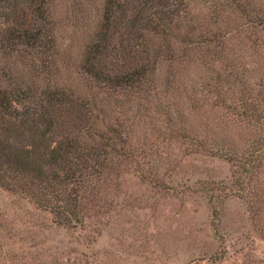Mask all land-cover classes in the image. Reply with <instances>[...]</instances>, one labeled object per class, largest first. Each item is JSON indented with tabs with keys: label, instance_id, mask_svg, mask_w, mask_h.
<instances>
[{
	"label": "trees",
	"instance_id": "1",
	"mask_svg": "<svg viewBox=\"0 0 264 264\" xmlns=\"http://www.w3.org/2000/svg\"><path fill=\"white\" fill-rule=\"evenodd\" d=\"M9 3L1 189L74 230L123 172L160 182L176 146L231 164L230 187H202L213 226L234 194L264 240V0H26L22 17Z\"/></svg>",
	"mask_w": 264,
	"mask_h": 264
},
{
	"label": "rangeland",
	"instance_id": "2",
	"mask_svg": "<svg viewBox=\"0 0 264 264\" xmlns=\"http://www.w3.org/2000/svg\"><path fill=\"white\" fill-rule=\"evenodd\" d=\"M8 8L28 15L26 0ZM169 156L158 183L123 172L104 212L74 230L0 188V264H264V240L242 198L217 199L213 226V202L202 187H230L231 164L176 146Z\"/></svg>",
	"mask_w": 264,
	"mask_h": 264
}]
</instances>
